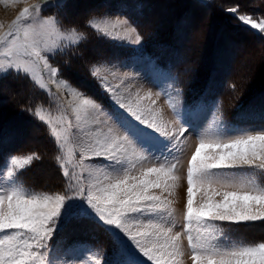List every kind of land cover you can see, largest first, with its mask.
Here are the masks:
<instances>
[{
  "label": "snow or ice",
  "instance_id": "obj_1",
  "mask_svg": "<svg viewBox=\"0 0 264 264\" xmlns=\"http://www.w3.org/2000/svg\"><path fill=\"white\" fill-rule=\"evenodd\" d=\"M226 11L264 33V19L239 13L238 6ZM28 13L24 8L14 30L0 34V56L4 58L0 75L29 76L47 88L35 67L47 69L49 78L57 82L53 78L60 70L50 64V57L62 43L76 44L86 37L75 28L70 33L63 31L54 17L22 26L20 21ZM49 25L58 30L60 38L52 45L46 40L52 35L45 31ZM70 36L77 39L70 40ZM98 82L115 109L103 108L62 77L58 81L72 96L77 124L83 117L85 122L100 125L85 135L78 128L74 132L80 149L75 161L60 155L67 138L61 139L57 128H51L57 138L55 158L65 178L63 194L25 187L19 172L37 158L35 154L22 159L12 155L0 169V264H101V254L91 249L77 253L69 245L50 243L54 237L64 239L59 232L65 226L83 221L103 227L112 238L113 250L103 257L104 264H178L183 255L181 234L186 236L194 264H264V241L234 239L224 229L225 224L264 222V126L240 129L225 125L213 112L197 132L198 145L187 168L186 225L182 233H174L171 201L154 190L171 195L176 187L180 137L192 127L191 120L181 117L169 97L180 124L169 131L150 107L141 104L138 94L135 102H125L103 80L98 78ZM150 98L151 93L144 97ZM29 111L53 124L51 119L45 121L40 109ZM66 165H72L71 172ZM198 193L203 195L196 202Z\"/></svg>",
  "mask_w": 264,
  "mask_h": 264
},
{
  "label": "rangeland",
  "instance_id": "obj_2",
  "mask_svg": "<svg viewBox=\"0 0 264 264\" xmlns=\"http://www.w3.org/2000/svg\"><path fill=\"white\" fill-rule=\"evenodd\" d=\"M132 2L134 4L128 5L120 0H0L2 13H7L5 18L1 17L0 34L14 30L12 26L20 18L24 8H28L27 17L20 21L22 26L36 20L54 17L62 25L63 31L70 33L75 28L86 37L76 44L62 43L60 50L50 57V64L60 70L59 75L53 78L57 82L49 78L47 69L40 65L35 67L34 71L42 77V82L47 88H42L29 76L17 75L13 72L0 75V81L8 77L27 79L32 84V89L38 92L36 100L40 99L34 106L22 109V112L26 110L27 117L31 118L30 121L18 120L20 124L17 127L20 131L18 136L21 139V146L24 144L25 147L15 156L22 159L28 154H35L37 157L19 172L27 189L63 194L65 178L55 158L57 146L54 141L57 138L51 134V128L53 126L57 128L61 139L67 138L64 151L60 155L65 160L75 161L80 149L74 132L78 128L80 135H85L99 129L100 125L85 122L83 117L77 124L76 114L70 103L72 96L68 89L58 85L61 77L108 110H113L116 106L110 99L109 93L101 87L98 78L111 86L125 102L129 99L135 102L138 94L141 104L150 107L157 115V119L165 123L169 131H174L180 127V124L168 102L171 97L176 102V109L181 117L187 116L192 122V127L180 137L183 141L182 151L179 153L180 162L175 170L179 181L172 194L169 195L158 189L154 191L162 198L171 201L175 222L173 232L182 233L186 225L188 161L198 145L197 132L206 126L213 112L220 115L225 125L240 129L264 126L263 106L258 104L257 107H250L239 116L240 121L234 123L224 116V109L221 112L219 100L213 98L214 94L224 87V81L229 79L231 96L228 97L226 110L231 115L246 99L256 101L261 99L258 97L260 91L264 92V33L241 23L236 18V14L229 13L226 9L238 6L239 13L248 14L258 20L264 19V0H151L150 9L145 0H132ZM146 7L149 13L145 20L147 31L158 40L169 38V33L172 32L173 27L176 28L178 19H187V23L183 22V25H188V29L185 28L178 36L179 46L184 53L185 63L182 64L185 69H183L185 84L194 91L200 89L209 77L218 80L199 100L188 102L185 98V90L181 85L183 80L175 66L171 64L165 66L160 61L157 62L159 58L145 52L143 35L128 13L138 12L141 15ZM93 24L98 25L103 31L98 32ZM45 31L52 33L50 38L46 37L49 45L54 41L59 42V33L54 26H47ZM69 39L74 40L77 37L70 36ZM3 59L0 56V60ZM176 63L181 66V62ZM66 66L72 67L78 73L71 75ZM93 72L96 73L95 77ZM82 79L93 84L88 86L91 89L86 88L87 85ZM92 89H98L101 95H93ZM0 92L2 93L0 106L5 101H10L13 96L23 100L35 99L24 86H18L16 90L6 81L1 83ZM148 93H151V98L144 99ZM102 96L107 100V104L102 103L104 102ZM30 109H40L45 121L51 119L53 124L49 125L41 121L29 111ZM69 121L72 123L69 124ZM85 138L90 137L85 136ZM70 151L73 153L71 156H69ZM10 156L12 155L6 157L0 169L4 168ZM88 163L91 161L85 160V164ZM66 167L71 172L72 165ZM24 176L29 178L30 183L24 180ZM202 195V193L197 194L196 202L200 201ZM224 229L225 233L234 239L264 241V222L225 224ZM59 235L64 238L62 241H57L54 237L50 243L69 245L77 250V253L91 249L101 254V264H104L103 257L109 254L108 251L104 252L89 242V239L96 240L100 236L103 242L111 238L103 227H97L88 221L72 222L65 226ZM181 245L183 255L179 258L178 264H194L186 236L183 234H181Z\"/></svg>",
  "mask_w": 264,
  "mask_h": 264
},
{
  "label": "trees",
  "instance_id": "obj_3",
  "mask_svg": "<svg viewBox=\"0 0 264 264\" xmlns=\"http://www.w3.org/2000/svg\"><path fill=\"white\" fill-rule=\"evenodd\" d=\"M121 2H124L128 5H132L134 4L132 2V0H120ZM178 1V0H177ZM191 1V0H189ZM145 2L147 3V7L149 8L152 3L151 0H145ZM144 8V10L142 11V14L139 15V13L137 12H132V13H128V16L133 20V22L137 25L139 31L141 32V34L143 35V39H144V50L147 54H150L154 57L159 58L157 60V62L160 61L161 64L167 66L168 64H171L172 66L176 67V71L178 72V74L181 77V85L185 90V98L188 99V102H195L197 100H199L204 93L214 84L216 80V78L214 77H209V79H207V82L203 83L202 87L200 89H196L194 91H192L190 88H188V86L185 84V76L183 73V64L184 62V53H183V49H181V47L179 46V40H178V36L181 33V31H184L185 28L188 29V25L185 26L183 25V22L187 23V19H178L177 23H176V28L173 27L172 32L169 33V38L165 39V40H158L154 37H152V35L150 33H148L147 31V25H146V21L147 20V16H148V8ZM150 9V8H149ZM243 9V8H242ZM64 11V8H63ZM185 18V16H184ZM184 27V28H183ZM188 31V30H187ZM188 36V32L186 34ZM181 62V66H179V63L176 62ZM80 62V60L78 61ZM66 68L68 69L69 73L72 75L73 74H77L78 71L74 70L72 67L69 68V66ZM185 70V69H184ZM73 71V72H72ZM184 77V78H183ZM7 82V84H9L12 87H15L17 90L18 86H24L25 90L30 92L35 99L33 98H27V99H20L15 98L13 95V98H11L10 101H5V103L3 105L0 106V165L4 162V160L6 159L7 156L9 155H17L22 149H24V144L21 146V142L19 139L18 134H20L19 129L17 128L19 124L18 120L19 119H25L27 121H30V118L27 117V112L26 110L22 109H26L27 107H32L35 105L36 101L40 100L37 99V95L38 92L34 91L32 89V84L30 82L27 81V79H17L15 77H8L7 79H3L0 81V85L2 82ZM82 81L84 83H86V88L91 89L90 86L92 83L85 81L84 79H82ZM224 87H221L220 90H218L215 94L214 97L215 99H218L220 102V110L221 112L224 109V116L231 122L234 123H238L239 120V116L241 114H243L244 111L248 110L250 107H257L258 104L264 107V92L259 94L258 98H261L260 100H253V99H246V101H243L242 104L240 105V107H238L235 111V113L233 115L230 114V112L228 110H226L228 107V97L231 96L230 92V83H229V79L224 81ZM93 85V84H92ZM14 89V88H13ZM15 91V89H14ZM16 93H18V91H15ZM91 93L93 95H101L99 92V90L97 89H92ZM238 93V92H237ZM258 93V92H257ZM256 93V94H257ZM2 93L0 92V95ZM255 95V94H254ZM258 95V94H257ZM103 97V96H102ZM104 102L102 103H106L107 104V100H105V98H102ZM255 99V98H254ZM2 100V96H0V101ZM253 100V101H252ZM106 101V102H105ZM14 110V111H13ZM16 111V112H15ZM37 125V124H36ZM241 125V124H240ZM33 126H35V124H33ZM37 126H41V125H37ZM243 126H247V125H243ZM22 135V133H21ZM24 180L27 183H30L29 178L24 176ZM35 185V184H34ZM89 242L93 243V245L97 248H101L102 250L108 251V253H111V251L113 250V241L112 238H109L106 242H103V238L102 236L98 237V239L94 240V239H89Z\"/></svg>",
  "mask_w": 264,
  "mask_h": 264
},
{
  "label": "bare ground",
  "instance_id": "obj_4",
  "mask_svg": "<svg viewBox=\"0 0 264 264\" xmlns=\"http://www.w3.org/2000/svg\"><path fill=\"white\" fill-rule=\"evenodd\" d=\"M7 15V13H2V9L0 8V20L2 19L1 17H3V18H5L4 16H6ZM263 63V62H262ZM258 67V66H257ZM262 67V66H261ZM257 69V68H256ZM259 69V68H258ZM259 71H261V70H259ZM257 72V71H256ZM258 73H260V72H258ZM256 74V73H255ZM259 75V74H258ZM256 76V75H255Z\"/></svg>",
  "mask_w": 264,
  "mask_h": 264
}]
</instances>
